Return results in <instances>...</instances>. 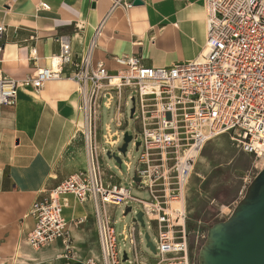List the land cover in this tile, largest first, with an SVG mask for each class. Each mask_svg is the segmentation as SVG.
<instances>
[{"label":"built area","instance_id":"obj_1","mask_svg":"<svg viewBox=\"0 0 264 264\" xmlns=\"http://www.w3.org/2000/svg\"><path fill=\"white\" fill-rule=\"evenodd\" d=\"M121 2L115 0L113 7ZM202 2L206 25L203 51L194 61L169 68L144 66L138 56L115 58L121 68L113 73L101 62L92 67L90 55L100 26L95 30L71 75L76 85L78 131L86 165L32 203L26 217L33 225L26 241L33 249L61 239L69 250L70 223L63 212L72 197L79 204L91 202L95 217L100 257L84 264H149L140 254L143 234L138 213L141 224L146 218L155 230L154 243L145 234L157 257L154 264H191L185 232V190L203 146L228 134L243 153L256 159L264 157V0ZM122 5L131 7L130 3ZM38 7L49 10L46 3ZM4 31L0 26V41ZM56 42L59 54L33 76L22 80L0 76V116L2 108L14 106L21 89L37 93L47 83L59 80L65 65L73 64L69 38L57 37ZM1 55L0 46V59ZM128 92L133 94L131 118L139 134L126 132L131 140L122 154V133V143L115 154L99 145L98 110L101 103L107 109L114 103L113 123L120 129ZM112 137L106 141L111 148L119 142ZM129 145L141 151L129 188H125L113 173L102 169L100 160L105 153L121 160ZM133 184L146 193L145 200L131 195ZM130 203L140 204L141 210H133ZM121 205L129 207L133 215L123 235V240L129 239L131 258L127 252L121 257L111 223L110 211Z\"/></svg>","mask_w":264,"mask_h":264},{"label":"crops","instance_id":"obj_2","mask_svg":"<svg viewBox=\"0 0 264 264\" xmlns=\"http://www.w3.org/2000/svg\"><path fill=\"white\" fill-rule=\"evenodd\" d=\"M115 0H0V76L22 80L46 67L59 54L57 37L70 40L72 65L59 80L39 92L21 89L0 116V264H84L100 249L95 221L87 219L91 202L68 198L64 217L70 223L61 239L33 249L26 217L34 200L85 168L84 143L78 131L77 91L71 79L80 57L100 26L90 55L113 73L115 58L138 56L144 66L169 68L194 61L205 44L202 0H134L124 8ZM46 3L49 10L38 7ZM80 220L81 223H72ZM96 260V261H97Z\"/></svg>","mask_w":264,"mask_h":264},{"label":"rangeland","instance_id":"obj_3","mask_svg":"<svg viewBox=\"0 0 264 264\" xmlns=\"http://www.w3.org/2000/svg\"><path fill=\"white\" fill-rule=\"evenodd\" d=\"M132 96V93H127L125 99L127 105L123 108L125 117L122 119V127L120 129L113 123V119H115V104L112 103L108 109L105 108L103 103L100 104L98 110L99 145L105 151L117 153L122 143V133L139 134L136 122L130 116L132 108V100L130 98ZM110 135H113L111 140L119 141L112 148L106 143ZM140 151L141 149L136 151L135 147L129 145L126 154L121 155L120 164L105 153L100 160V165L103 170L113 173L122 184V187L129 188V182L132 181ZM115 157L117 156L115 155ZM263 167L264 157L256 159L252 155L243 153L228 134L213 138L206 143L196 159L185 190L188 217L185 232L187 253L191 264H197L198 252L206 239L208 229L219 222H223L230 216L237 202L244 195L247 186ZM131 186L132 196L146 199V193L138 191L135 184ZM129 206L137 212L141 210L140 204L130 203ZM124 210L125 206L121 205L110 211L111 223L117 235L121 257H123L124 252H127L129 258H131L129 239L123 240V235L126 234V229L130 225L133 215L128 213L123 217ZM87 219L92 222L95 221L91 209L88 211ZM140 230L143 234L139 242L140 254L148 260L149 264H154L157 257L146 246L147 241L145 240V234H147L149 235V241L154 243L156 236L154 227L144 218V225L140 223ZM97 258L96 255L90 259L96 261Z\"/></svg>","mask_w":264,"mask_h":264},{"label":"water","instance_id":"obj_4","mask_svg":"<svg viewBox=\"0 0 264 264\" xmlns=\"http://www.w3.org/2000/svg\"><path fill=\"white\" fill-rule=\"evenodd\" d=\"M141 4L139 0L132 3L133 6ZM132 114L133 109L130 116ZM130 140L131 136L125 132L119 149L122 154ZM113 158L121 163L119 157ZM129 212L130 208L126 207L123 215ZM136 218L142 223L141 213ZM145 240H148L147 235ZM146 246L154 253L149 242ZM197 264H264V167L247 186L230 216L208 229Z\"/></svg>","mask_w":264,"mask_h":264},{"label":"bare ground","instance_id":"obj_5","mask_svg":"<svg viewBox=\"0 0 264 264\" xmlns=\"http://www.w3.org/2000/svg\"><path fill=\"white\" fill-rule=\"evenodd\" d=\"M177 122H179V120H178V119H176V123H177ZM205 145H206V144H205ZM205 145H204V146H205ZM204 146H203V148H204ZM203 148H202V150H203Z\"/></svg>","mask_w":264,"mask_h":264}]
</instances>
